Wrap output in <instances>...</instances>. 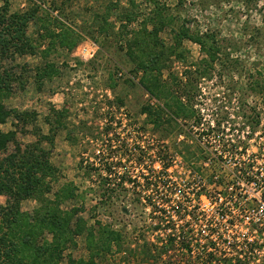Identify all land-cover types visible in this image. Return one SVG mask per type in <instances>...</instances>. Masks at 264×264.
Returning a JSON list of instances; mask_svg holds the SVG:
<instances>
[{"label": "rangeland", "instance_id": "obj_1", "mask_svg": "<svg viewBox=\"0 0 264 264\" xmlns=\"http://www.w3.org/2000/svg\"><path fill=\"white\" fill-rule=\"evenodd\" d=\"M110 1L115 0H9L10 11L37 8L35 17L41 19L27 28L33 42L40 40L44 24L55 27L56 33L66 31L70 39L65 46L55 42L46 52H42L46 41H40L33 55L4 61L5 66H17L14 73L20 79L12 81L3 104L11 110L34 112L36 117L14 125L17 120L10 116L0 130H14L23 147L37 139L36 128L48 133L46 118L53 122L59 112L65 114V126L55 132L53 145L41 144L58 170L55 180L48 179L51 190L45 196L52 199L61 187L72 186L76 196L65 200L61 209L83 201L79 215L89 225L99 221L119 233L108 254L94 257V264H188L178 248L166 247L161 231L152 225L161 216L165 198L176 201L179 185L190 183L188 170L201 168L202 151L185 126L264 125V0H181V5L178 0H159L185 19L191 30L215 32L224 50L222 63H215L209 76L197 81L190 100L182 97L194 115L174 122L167 121L166 113L158 126L142 107L148 103L161 106L163 100L150 98L140 85L143 72L136 69V62L127 57L125 48L118 47L112 33L102 32L106 22L94 20L95 13L105 12ZM129 7L121 0L119 10L111 11L108 21L115 24V31L116 15ZM147 7V11L152 8ZM139 9L141 13L127 30L139 27L145 7ZM160 37L171 41L167 30ZM182 47L186 58H171L161 71V79L169 85L175 75L183 78L186 65L205 56L195 42L184 40ZM47 65L54 72L39 78L38 72ZM256 79L262 81L259 91L254 90ZM12 151L11 143L7 152ZM158 159L164 163H156ZM166 174L171 177L164 178ZM103 189L112 191L111 198L96 208V196ZM5 199L0 195V205ZM38 205L33 197L21 201L24 211L31 212ZM70 255L89 260L83 236L75 237L61 264Z\"/></svg>", "mask_w": 264, "mask_h": 264}, {"label": "trees", "instance_id": "obj_2", "mask_svg": "<svg viewBox=\"0 0 264 264\" xmlns=\"http://www.w3.org/2000/svg\"><path fill=\"white\" fill-rule=\"evenodd\" d=\"M121 0L110 1L105 6V12L95 13L94 20L100 19L104 34L112 33L118 47L125 48L127 57L136 62V69L143 75L140 85L150 98L156 101L163 100V104L153 105L148 103L142 107L152 124L158 126L164 122L167 113V121L176 122L177 118H187L194 115L186 102L193 96L196 83L204 76H209L213 65L222 63L223 45L212 30L199 32L193 31L187 26L185 19L174 15L170 8L159 0H140L138 6L136 0H124L130 6L122 9L116 15L118 29L115 24L108 21L112 10H119ZM0 124L5 123L10 116H14L16 123L23 124L26 121H34V112L17 111L8 109L3 104V99L12 91V81L20 79L14 73L16 65L5 66V60H14L16 56L24 54L33 55L37 51L40 41H46L47 46L42 52L59 43L67 44L70 37L64 35L66 31L54 32L48 24L41 28L38 43L27 35L30 22L37 23L41 18L35 17L37 8L26 11H10L9 0H0ZM181 5V0H178ZM145 7V15L137 29L127 30L140 12V6ZM152 8L147 11V6ZM123 8V7H122ZM126 8V7H125ZM99 24V23H98ZM57 26V25H56ZM103 24L100 25L102 28ZM106 29V30H105ZM109 30V31H108ZM171 34V41H165L160 37L163 31ZM184 40L199 44L205 56L198 62L186 65L182 71L183 78L176 75L172 78V84L165 83L161 79V71L167 67L171 58L185 59L186 51L182 47ZM124 42V44H120ZM228 59V56H226ZM51 66V65H50ZM47 65L39 78L50 75L54 70ZM260 80L255 81V91L261 86ZM65 114L59 112L56 121L50 122L48 133H42L35 129L37 139L25 144L16 140L14 130H0V195L5 196V203L0 205V264H61L67 248L75 244L76 236H83L88 251L89 260L75 259L68 256L66 264H94V257L103 258L110 251L112 244L118 241V232L102 225L99 221L89 225L79 212L80 202L68 208L61 209V204L72 199L76 195L72 186L65 185L55 191L54 198L49 199L45 195L51 190L50 180H55L57 167L49 159V153L41 144L53 145L55 132L65 126ZM13 144V151L7 152L9 144ZM106 181V179H103ZM104 190V189H103ZM112 191L104 190L96 196V208L110 199ZM29 197L35 198L39 205L31 212L21 209V201ZM47 235L49 237H47ZM168 248V245H167ZM149 251V250H148Z\"/></svg>", "mask_w": 264, "mask_h": 264}, {"label": "built area", "instance_id": "obj_3", "mask_svg": "<svg viewBox=\"0 0 264 264\" xmlns=\"http://www.w3.org/2000/svg\"><path fill=\"white\" fill-rule=\"evenodd\" d=\"M237 124L184 127L201 168L188 170L176 201L165 198L152 229L188 264H264V125Z\"/></svg>", "mask_w": 264, "mask_h": 264}]
</instances>
